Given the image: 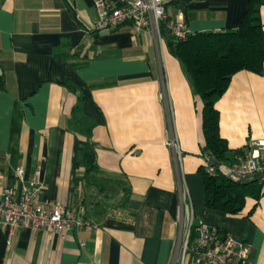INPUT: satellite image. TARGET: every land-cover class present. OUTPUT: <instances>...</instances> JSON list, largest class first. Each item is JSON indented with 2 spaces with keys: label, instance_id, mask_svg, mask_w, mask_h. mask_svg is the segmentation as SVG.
I'll return each mask as SVG.
<instances>
[{
  "label": "crops",
  "instance_id": "1",
  "mask_svg": "<svg viewBox=\"0 0 264 264\" xmlns=\"http://www.w3.org/2000/svg\"><path fill=\"white\" fill-rule=\"evenodd\" d=\"M93 1L0 0V190L39 170L42 206L84 208L95 225L62 236L0 222V264H180L178 240L201 221L264 264V192L251 213L252 199L237 215L206 209L202 102L184 67L128 23L95 31ZM162 1L193 34L236 29L249 0ZM260 17L264 31V4ZM215 108L229 166L264 140V73H236Z\"/></svg>",
  "mask_w": 264,
  "mask_h": 264
},
{
  "label": "built area",
  "instance_id": "2",
  "mask_svg": "<svg viewBox=\"0 0 264 264\" xmlns=\"http://www.w3.org/2000/svg\"><path fill=\"white\" fill-rule=\"evenodd\" d=\"M93 2L97 11L95 31L117 28L128 23L133 37L140 33H150L158 45L163 43L162 25L176 40H184L190 34L181 14L174 19L166 15L162 0H121L115 6L109 0ZM168 146L174 150L176 160L179 161L180 151L174 138L168 142ZM254 146L250 151L236 153L229 166L218 163L215 167L206 155L204 172L208 175L219 173L239 182L256 178L264 191V140L256 141ZM22 173L21 168L16 170L20 187L13 185L0 190V222L9 227L10 231L16 227L42 229L63 236L68 232L78 233L85 227L95 229V225L84 217V208L75 212L58 200L49 207L42 206L38 201L42 190L39 170L27 184L23 181ZM177 217L180 222V209ZM195 226L193 241L189 239L190 230L184 241L178 240L175 254L179 255L180 264L185 263L187 256L192 257L194 264H249L251 246L248 243L236 241L230 234H225L220 243L217 241L215 227H209L202 221ZM80 246L83 247L84 244L81 243Z\"/></svg>",
  "mask_w": 264,
  "mask_h": 264
},
{
  "label": "trees",
  "instance_id": "3",
  "mask_svg": "<svg viewBox=\"0 0 264 264\" xmlns=\"http://www.w3.org/2000/svg\"><path fill=\"white\" fill-rule=\"evenodd\" d=\"M264 0H249L239 26L234 30L213 33H193L184 40L174 39L161 26L162 40L174 58L184 67L191 80L194 93L202 102V133L205 146L202 153L210 154L219 164L229 160L227 141L219 134V112L216 101L226 92L232 77L241 71L256 75L264 73V31L260 8ZM6 78L0 72V90H5ZM238 153V152H237ZM87 171L96 169L95 151L88 145L83 153ZM205 191V206L222 214L237 215L244 209L247 199L255 201L251 213L262 194L258 179L238 182L222 174L208 175L199 169ZM195 227L191 226L189 239L195 238ZM217 229V241L225 234Z\"/></svg>",
  "mask_w": 264,
  "mask_h": 264
},
{
  "label": "water",
  "instance_id": "4",
  "mask_svg": "<svg viewBox=\"0 0 264 264\" xmlns=\"http://www.w3.org/2000/svg\"><path fill=\"white\" fill-rule=\"evenodd\" d=\"M207 156L209 157V160H210L211 164L213 166L217 167L218 166V162L210 154H208Z\"/></svg>",
  "mask_w": 264,
  "mask_h": 264
},
{
  "label": "rangeland",
  "instance_id": "5",
  "mask_svg": "<svg viewBox=\"0 0 264 264\" xmlns=\"http://www.w3.org/2000/svg\"><path fill=\"white\" fill-rule=\"evenodd\" d=\"M181 240H183L184 241V232L181 234Z\"/></svg>",
  "mask_w": 264,
  "mask_h": 264
}]
</instances>
